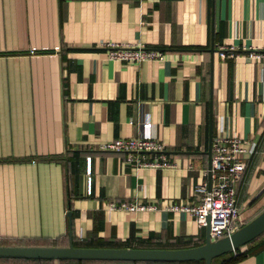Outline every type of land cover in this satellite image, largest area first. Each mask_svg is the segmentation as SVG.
Segmentation results:
<instances>
[{
  "label": "crops",
  "instance_id": "0c3cea01",
  "mask_svg": "<svg viewBox=\"0 0 264 264\" xmlns=\"http://www.w3.org/2000/svg\"><path fill=\"white\" fill-rule=\"evenodd\" d=\"M103 40L164 59H108ZM222 47L237 56L222 58ZM252 51L264 52V0H0V244L204 243L206 227L168 206L194 201L208 180L211 122L212 135L224 124L244 146L256 143L242 156L237 201L264 206V57ZM144 117L175 167L136 169L102 148L139 135ZM119 198L157 208L109 209ZM231 251L211 264L237 252L225 264H264V233Z\"/></svg>",
  "mask_w": 264,
  "mask_h": 264
},
{
  "label": "built area",
  "instance_id": "2783aa9c",
  "mask_svg": "<svg viewBox=\"0 0 264 264\" xmlns=\"http://www.w3.org/2000/svg\"><path fill=\"white\" fill-rule=\"evenodd\" d=\"M102 52L108 59L143 62L152 60L160 63L164 59V52L159 49L146 47L141 43H125L103 40L100 42ZM222 58L237 56L233 50L224 47L219 51ZM252 59L264 57V52L252 51ZM141 133L134 137L116 138L102 145V148L125 153V160L136 169L139 168H170L175 167L167 154L166 143L151 132L153 122L149 117L141 120ZM256 143L251 142L249 147L242 144V138L229 132L224 124L213 135L211 168V186L208 180L200 181L194 187V201L174 202L168 206L172 211H185L203 227L210 225V238L217 240L231 235L246 223L243 216L244 209L237 201V186L242 173V156L254 152ZM90 157L88 169L90 170ZM91 178L88 177V190L90 192ZM109 209H122L137 211L156 209L157 205L140 202L137 199L119 198L108 203ZM1 242V240H0Z\"/></svg>",
  "mask_w": 264,
  "mask_h": 264
},
{
  "label": "water",
  "instance_id": "95a60500",
  "mask_svg": "<svg viewBox=\"0 0 264 264\" xmlns=\"http://www.w3.org/2000/svg\"><path fill=\"white\" fill-rule=\"evenodd\" d=\"M213 50V49H212ZM212 122L207 150L208 169L212 157ZM208 183L211 186V172L208 171ZM69 214V213H68ZM264 232V210L245 223L231 235L217 240L210 238V225L206 226L205 242L196 246L179 248H127L68 245H3L0 244V259H70V260H106V261H190L212 259L249 242Z\"/></svg>",
  "mask_w": 264,
  "mask_h": 264
},
{
  "label": "trees",
  "instance_id": "16d2710c",
  "mask_svg": "<svg viewBox=\"0 0 264 264\" xmlns=\"http://www.w3.org/2000/svg\"><path fill=\"white\" fill-rule=\"evenodd\" d=\"M254 210V208H250L248 209V215L252 213V211ZM243 216L246 218V214L244 212ZM264 233V232H263ZM263 233H261L260 235H258L257 237L253 238L252 240H250L249 242H253L255 241L258 237H260ZM232 252V251H231ZM244 253V252H242ZM242 253H232L231 257L226 259V261L222 262V264L225 263H229L231 261H234L236 259H238L241 255H243ZM218 257V256H217ZM216 258V257H215ZM214 259V258H213ZM30 261V260H52V259H0V261ZM59 260H70V259H59ZM76 262H86V261H96V262H126L128 264H177L180 263L182 261H172V262H168V261H106V260H73ZM199 262L200 264H205V260H190L189 262Z\"/></svg>",
  "mask_w": 264,
  "mask_h": 264
},
{
  "label": "rangeland",
  "instance_id": "374dc122",
  "mask_svg": "<svg viewBox=\"0 0 264 264\" xmlns=\"http://www.w3.org/2000/svg\"><path fill=\"white\" fill-rule=\"evenodd\" d=\"M263 210H264V206L254 207V210L252 211V213L248 215L247 214L248 208H246V210L244 211L246 214V223L249 222L251 219H253L256 215H258ZM99 245L106 246V244H103V243H101ZM224 254H226V253H224ZM11 262H25V261H16V260H14V261H11V260L0 261V264H2V263L6 264V263H11ZM103 264H128V263H126V262H103Z\"/></svg>",
  "mask_w": 264,
  "mask_h": 264
}]
</instances>
